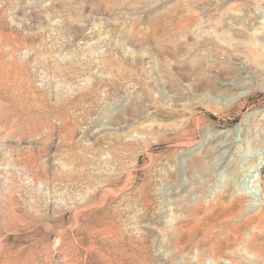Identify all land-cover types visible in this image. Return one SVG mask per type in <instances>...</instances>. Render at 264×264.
Segmentation results:
<instances>
[{"label": "rangeland", "instance_id": "1", "mask_svg": "<svg viewBox=\"0 0 264 264\" xmlns=\"http://www.w3.org/2000/svg\"><path fill=\"white\" fill-rule=\"evenodd\" d=\"M0 264H264V0H0Z\"/></svg>", "mask_w": 264, "mask_h": 264}]
</instances>
